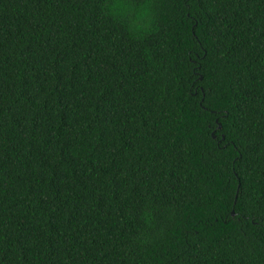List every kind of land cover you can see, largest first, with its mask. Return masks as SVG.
<instances>
[{"label":"trees","instance_id":"16d2710c","mask_svg":"<svg viewBox=\"0 0 264 264\" xmlns=\"http://www.w3.org/2000/svg\"><path fill=\"white\" fill-rule=\"evenodd\" d=\"M0 264H264V0H0Z\"/></svg>","mask_w":264,"mask_h":264},{"label":"water","instance_id":"95a60500","mask_svg":"<svg viewBox=\"0 0 264 264\" xmlns=\"http://www.w3.org/2000/svg\"><path fill=\"white\" fill-rule=\"evenodd\" d=\"M218 128H220V125L218 126ZM213 137H215V136H213ZM222 138H223V136H222ZM233 214V213H232Z\"/></svg>","mask_w":264,"mask_h":264}]
</instances>
